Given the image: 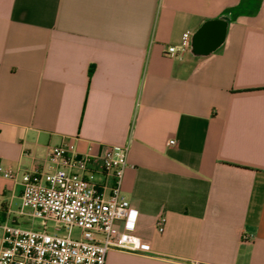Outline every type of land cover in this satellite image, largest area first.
Wrapping results in <instances>:
<instances>
[{
	"label": "crops",
	"instance_id": "crops-1",
	"mask_svg": "<svg viewBox=\"0 0 264 264\" xmlns=\"http://www.w3.org/2000/svg\"><path fill=\"white\" fill-rule=\"evenodd\" d=\"M214 19L213 54L165 53ZM65 142L128 147L149 250L104 264H264V0H0V224L28 223L20 177Z\"/></svg>",
	"mask_w": 264,
	"mask_h": 264
},
{
	"label": "built area",
	"instance_id": "built-area-1",
	"mask_svg": "<svg viewBox=\"0 0 264 264\" xmlns=\"http://www.w3.org/2000/svg\"><path fill=\"white\" fill-rule=\"evenodd\" d=\"M189 36L184 33L181 44L168 46L165 53L188 51ZM127 152V146L105 145L97 158L79 154L66 142L52 147L49 171L35 169L19 180L20 212L39 220L38 228L1 223L0 264H104L112 249L147 252L149 244L133 234L135 211L121 193ZM3 176L16 178L11 173ZM117 222H122L121 230ZM164 222V217L157 220L159 232ZM73 229L78 230L76 236Z\"/></svg>",
	"mask_w": 264,
	"mask_h": 264
},
{
	"label": "water",
	"instance_id": "water-1",
	"mask_svg": "<svg viewBox=\"0 0 264 264\" xmlns=\"http://www.w3.org/2000/svg\"><path fill=\"white\" fill-rule=\"evenodd\" d=\"M226 22L214 19L204 22L191 36L189 52H202L204 56L213 54L225 40Z\"/></svg>",
	"mask_w": 264,
	"mask_h": 264
},
{
	"label": "rangeland",
	"instance_id": "rangeland-1",
	"mask_svg": "<svg viewBox=\"0 0 264 264\" xmlns=\"http://www.w3.org/2000/svg\"><path fill=\"white\" fill-rule=\"evenodd\" d=\"M25 218H22V220H24ZM21 220V221H22ZM26 220V219H25ZM27 221H28V223H21V227L22 228H30V227H34V228H38V225H39V223H40V221L39 220H29V219H27ZM47 231L48 232H52V224L51 223H49L48 224V229H47ZM61 235L62 234H65V231H61V232H59ZM78 234V230L77 229H73V231H72V235L73 236H76Z\"/></svg>",
	"mask_w": 264,
	"mask_h": 264
}]
</instances>
